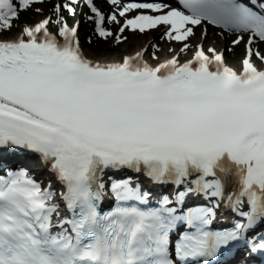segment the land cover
Returning a JSON list of instances; mask_svg holds the SVG:
<instances>
[{
	"label": "snow or ice",
	"instance_id": "snow-or-ice-1",
	"mask_svg": "<svg viewBox=\"0 0 264 264\" xmlns=\"http://www.w3.org/2000/svg\"><path fill=\"white\" fill-rule=\"evenodd\" d=\"M43 2L0 0V32L13 27L19 11ZM178 3L166 12L167 4L129 3L120 16L134 9L160 14L137 15L120 31L164 25L170 40L185 42L207 24L240 33L233 45L247 35L241 71L202 44L184 63L173 57L152 66L143 52L94 63L81 52L76 28L63 23L61 43L49 19L0 41V264H209L241 241L251 252L264 251V237H245L264 223V69L253 62H264L253 49L264 42V0ZM87 4L99 35L111 36L93 0ZM28 154L55 174L64 189L59 196L24 167L10 166L9 157ZM106 170H131L175 190L145 208L151 190L131 178L113 181L116 206L103 211ZM200 196L216 203L181 211ZM222 203L246 223L208 230ZM180 225L190 231L173 245Z\"/></svg>",
	"mask_w": 264,
	"mask_h": 264
},
{
	"label": "rangeland",
	"instance_id": "rangeland-1",
	"mask_svg": "<svg viewBox=\"0 0 264 264\" xmlns=\"http://www.w3.org/2000/svg\"><path fill=\"white\" fill-rule=\"evenodd\" d=\"M100 7L102 8L103 12L107 15L106 31L112 33V31L114 30V26L117 22H120L119 27L123 25L122 23L125 22V19L127 18V16L119 15L120 5H110L108 3H105L103 5H100ZM33 9L39 14L44 13V9L41 6L34 5ZM37 9H39L40 11H37ZM54 10L55 9H52L51 13L47 17L45 15L38 16L37 23H40L45 19H49L50 23L49 25H47V28L55 31L56 30L55 26L57 23L56 21H60L61 19L58 18V13H56ZM113 15L116 16V21L110 20V17ZM63 17H68V16L64 15ZM91 18H93L92 14L89 16L87 9L84 8L83 10H80V13L77 15L76 19H74V23H70L67 25L72 26L73 24H76L77 22L81 23L82 46L85 49L86 53L90 57L95 58V59H104L107 61L120 60L123 57V55L132 54L134 51L138 49V47L143 46L147 48L146 54L150 57V59L154 63H159L166 58L174 57V56H180L181 57L180 60H187V59H190V56L194 53L195 48H196V43L192 41V37H191L189 38L188 41H185V43L190 44L191 47H189L186 51L182 52L181 49L183 45L174 44L173 41L167 37L166 35L167 26H161L159 28L157 27V28H154L152 31L145 32L143 34L139 32L135 33V32H132L131 30L124 29L123 31L124 34L119 35L120 42H117L116 44H112L113 46H116L118 48L119 53L113 56H107L103 54L99 56L90 48V45L92 44L93 41L85 40L86 39L85 27L86 26L89 27L90 23L94 22V18H93V21ZM35 25L30 26V27H34ZM205 30L206 29L204 27H198L195 30V33H199V35L202 36V33ZM206 31H207V35L205 37L206 39L203 38L204 39L203 44L205 45V47L206 48L213 47L214 44L216 43L215 40H217L218 46L219 47L222 46L223 51L226 53L229 63H231L232 65L237 64L239 66L240 59H242V57L245 54V42L246 41L245 39H243L241 43L238 45H233V41L235 40V38H237L241 34L223 32L219 29H211V30H206ZM21 32L17 33L14 36L9 37V35H7L8 30H5V31L0 32V39H13L17 37V35H19ZM246 36L247 35H244V37ZM263 47H264V44H262L261 49L258 48L260 53ZM237 48H239L240 50L239 53L235 51ZM153 56H155L156 59H153Z\"/></svg>",
	"mask_w": 264,
	"mask_h": 264
},
{
	"label": "trees",
	"instance_id": "trees-1",
	"mask_svg": "<svg viewBox=\"0 0 264 264\" xmlns=\"http://www.w3.org/2000/svg\"><path fill=\"white\" fill-rule=\"evenodd\" d=\"M55 3V0H50L49 2H45L41 4V7L44 9L43 14H39L38 12L34 11L33 8L26 9L19 13V18L17 20H14L13 27L8 31L7 35L13 36L17 34L23 25L25 24H33L38 20V16L45 15L50 12V10L53 8ZM62 13L66 14V11L64 10V7L62 6ZM70 22H72L73 19H69ZM92 27H85V37H90L93 34ZM93 42L90 45V48L97 54V55H107V56H113L115 54L119 53V50L116 46H113L112 44V38H108L107 40H96L91 39ZM237 53L240 52L239 48L235 50Z\"/></svg>",
	"mask_w": 264,
	"mask_h": 264
},
{
	"label": "bare ground",
	"instance_id": "bare-ground-1",
	"mask_svg": "<svg viewBox=\"0 0 264 264\" xmlns=\"http://www.w3.org/2000/svg\"><path fill=\"white\" fill-rule=\"evenodd\" d=\"M121 5L122 6H121L119 12H121L123 10V8L125 7L124 4H121ZM21 34H22V32L19 35H17V37H15V38H13L11 40H15L16 38L20 37ZM11 40H3L2 39L1 41H11ZM192 41L195 42L196 45H198V44H202L204 42V39L201 38V36L199 35V33H196L195 37H192ZM215 42L216 43L214 44L213 47L218 52H222L223 51L222 46L221 47L218 46L217 40H215ZM143 48H144L143 46L138 47V49L136 51H134L133 54L136 53V52L141 51ZM263 52H264V48H263ZM174 57H177L178 59H180L179 58L180 56H174ZM171 58H173V57L166 58V59L163 60V62H166L167 60H169ZM113 61H118V60H113ZM258 61L259 60L255 59V63L258 62ZM180 63H184V62H180ZM15 160L16 161H19L20 163L24 164V166H26L27 168H29V171L35 175V177L42 183L43 187L47 188V187H49V185L51 186V184H49V182H48V177L45 176L44 174H41L42 173L41 171H45L46 170V167H43L40 164V161L38 160V158L35 157L33 159H31V158L30 159H26V158H17L16 157ZM38 172H40V173H38ZM138 182L142 184V187L145 185V182H143V181H141V182L138 181ZM229 188H231V185H229ZM192 198H199V197H190L189 199H192Z\"/></svg>",
	"mask_w": 264,
	"mask_h": 264
}]
</instances>
